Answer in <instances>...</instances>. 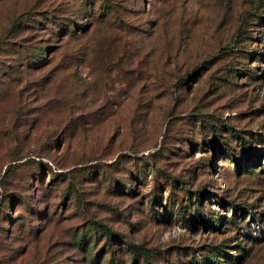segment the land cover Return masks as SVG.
Here are the masks:
<instances>
[{
    "label": "rangeland",
    "instance_id": "374dc122",
    "mask_svg": "<svg viewBox=\"0 0 264 264\" xmlns=\"http://www.w3.org/2000/svg\"><path fill=\"white\" fill-rule=\"evenodd\" d=\"M0 264H264V0H0Z\"/></svg>",
    "mask_w": 264,
    "mask_h": 264
},
{
    "label": "trees",
    "instance_id": "16d2710c",
    "mask_svg": "<svg viewBox=\"0 0 264 264\" xmlns=\"http://www.w3.org/2000/svg\"><path fill=\"white\" fill-rule=\"evenodd\" d=\"M35 51H36V53H35V56H36L35 60L36 61H39L40 60V57L43 56V53L45 51H43V48H40V47H37ZM91 224H92V226L96 230L100 231L102 233V235L107 236V237L110 236V233H111L110 230L106 226H104L102 223H99V222H91ZM132 251L134 253H136V252H139L140 253V252L143 251V249L141 248V246L135 245V246H133Z\"/></svg>",
    "mask_w": 264,
    "mask_h": 264
}]
</instances>
